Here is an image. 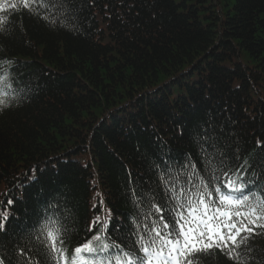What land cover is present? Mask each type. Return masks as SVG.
<instances>
[{
	"label": "trees",
	"instance_id": "1",
	"mask_svg": "<svg viewBox=\"0 0 264 264\" xmlns=\"http://www.w3.org/2000/svg\"><path fill=\"white\" fill-rule=\"evenodd\" d=\"M0 264H264V0H0Z\"/></svg>",
	"mask_w": 264,
	"mask_h": 264
}]
</instances>
